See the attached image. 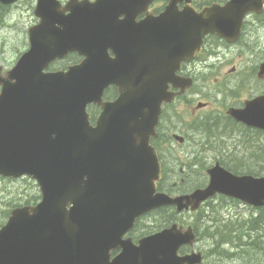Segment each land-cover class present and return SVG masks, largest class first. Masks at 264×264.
Here are the masks:
<instances>
[{"label":"water","instance_id":"1","mask_svg":"<svg viewBox=\"0 0 264 264\" xmlns=\"http://www.w3.org/2000/svg\"><path fill=\"white\" fill-rule=\"evenodd\" d=\"M192 1L169 0L161 15L135 25L129 11L147 10L153 0H70L66 7L37 0L41 22L29 30V51L5 76L0 67V176L35 179L42 201L11 212L0 230V264H202L200 251L180 255L196 243L192 226L173 224L138 245L125 236L148 213L174 206L194 212L217 194L264 207V177L219 166L209 171L208 186L190 195L157 192L161 165L151 138L163 103L174 100L169 84H185L177 72L205 37L236 42L245 17L264 8L263 0H229L199 11ZM115 10L123 23L100 22ZM71 52L85 60L67 72H45ZM111 85L119 97L105 102ZM91 104L102 108L96 127ZM263 105L257 100L231 114L253 126Z\"/></svg>","mask_w":264,"mask_h":264},{"label":"flooded vegetation","instance_id":"2","mask_svg":"<svg viewBox=\"0 0 264 264\" xmlns=\"http://www.w3.org/2000/svg\"><path fill=\"white\" fill-rule=\"evenodd\" d=\"M60 1L65 5L68 0ZM83 1L86 0H76V3L81 5ZM87 1L94 3L96 0ZM168 3V0H153L147 10L140 6L130 10L132 23L140 24L148 16L158 17ZM193 5L200 7L201 1L193 0ZM179 11H182V5ZM69 14L67 11L65 15ZM124 19L123 12L115 10L100 22L115 27ZM39 22L33 8L29 27ZM262 52L264 8L260 13L253 12L245 17L238 41L229 43L217 36H208L202 51L182 63L177 75L185 84H179V87L169 84L168 90L174 93L175 99L162 105L157 135L151 138L162 167V179L158 184L160 192L182 196L206 188L210 181L209 171L217 166L235 175L264 176V105L253 115V126L231 114L244 110L250 102L259 100L264 103ZM110 55L115 57L113 52ZM83 60L78 52L68 53L59 61L60 68L49 70L66 71ZM188 84L191 85L188 87ZM118 95L117 86L111 85L105 91L104 100L114 101ZM88 110L95 126L102 110L95 105H90ZM218 200L238 204L226 196L217 195L203 204L197 214ZM239 205L250 212L254 210L248 205ZM170 211L176 213L175 208ZM130 236L135 243L141 238L136 228Z\"/></svg>","mask_w":264,"mask_h":264},{"label":"rangeland","instance_id":"3","mask_svg":"<svg viewBox=\"0 0 264 264\" xmlns=\"http://www.w3.org/2000/svg\"><path fill=\"white\" fill-rule=\"evenodd\" d=\"M35 0H20L11 10L0 9V65L4 67V72L11 69L18 58L29 48L28 28L32 21V9ZM264 56V52L260 54ZM53 69L61 67V62H55L51 66ZM40 199V190L36 182L30 178L8 179L0 177V224L3 226L8 220V212L18 205H27V203H35ZM218 208V216L225 218L219 223L223 224H240V222L255 220L259 215L257 211L251 212L246 210L242 205L231 202H215ZM253 217V218H252ZM252 218V219H251ZM198 220L196 214H184L178 218L180 223H194ZM161 216L155 214L153 217L143 219V223L138 227L137 235L145 232L155 231L160 226ZM211 226V224H208ZM238 226V225H237ZM200 235L204 234V230L199 229ZM215 242L211 238L201 237V240L195 245L196 250H200L208 254L204 264H251L253 261L264 259L256 257L253 260L246 258L243 260L241 254L245 252L240 248H236L238 253L233 259L219 258L214 253ZM240 246V245H239ZM230 248V247H228ZM242 248V247H241ZM242 251V252H241Z\"/></svg>","mask_w":264,"mask_h":264},{"label":"trees","instance_id":"4","mask_svg":"<svg viewBox=\"0 0 264 264\" xmlns=\"http://www.w3.org/2000/svg\"><path fill=\"white\" fill-rule=\"evenodd\" d=\"M220 1L203 0V3L209 5ZM216 207L211 205L208 213L201 211L198 220L193 223L198 233V240H201V237L211 238L215 242L214 250L212 251L219 258L233 259L238 254L233 252V250L237 251L236 248L238 247L245 252V254L242 253L240 256L243 260H246L247 257L253 260L254 254L258 258L264 259V209H258L259 215L256 216L255 220L240 222L237 226L234 223L228 225L219 223L222 218L218 216ZM169 209L164 208L156 211L155 214L161 216L160 226H157V229L165 228L176 221V213L171 212ZM208 224H211V226ZM199 229L204 230L203 235H200ZM207 257L208 254H206ZM260 261L256 260L251 264H264V260Z\"/></svg>","mask_w":264,"mask_h":264},{"label":"bare ground","instance_id":"5","mask_svg":"<svg viewBox=\"0 0 264 264\" xmlns=\"http://www.w3.org/2000/svg\"><path fill=\"white\" fill-rule=\"evenodd\" d=\"M240 202V201H239ZM227 249V248H226Z\"/></svg>","mask_w":264,"mask_h":264}]
</instances>
